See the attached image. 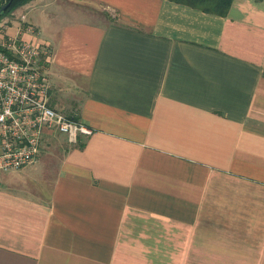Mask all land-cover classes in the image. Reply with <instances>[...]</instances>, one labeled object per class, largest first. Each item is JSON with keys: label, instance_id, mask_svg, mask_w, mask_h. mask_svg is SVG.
Here are the masks:
<instances>
[{"label": "crops", "instance_id": "1", "mask_svg": "<svg viewBox=\"0 0 264 264\" xmlns=\"http://www.w3.org/2000/svg\"><path fill=\"white\" fill-rule=\"evenodd\" d=\"M8 21L92 133L0 171V264H264V0H30Z\"/></svg>", "mask_w": 264, "mask_h": 264}, {"label": "built area", "instance_id": "2", "mask_svg": "<svg viewBox=\"0 0 264 264\" xmlns=\"http://www.w3.org/2000/svg\"><path fill=\"white\" fill-rule=\"evenodd\" d=\"M29 24L14 35L0 33V171L33 163L45 135H64L75 143L92 131L85 124L51 107L45 73L51 48L22 38Z\"/></svg>", "mask_w": 264, "mask_h": 264}, {"label": "trees", "instance_id": "3", "mask_svg": "<svg viewBox=\"0 0 264 264\" xmlns=\"http://www.w3.org/2000/svg\"><path fill=\"white\" fill-rule=\"evenodd\" d=\"M27 0H0V8L6 6L0 11V19L11 13L16 7L26 3ZM179 4L187 5L201 11L225 16L234 0H170ZM75 118V117H73ZM76 119V118H75Z\"/></svg>", "mask_w": 264, "mask_h": 264}, {"label": "rangeland", "instance_id": "4", "mask_svg": "<svg viewBox=\"0 0 264 264\" xmlns=\"http://www.w3.org/2000/svg\"><path fill=\"white\" fill-rule=\"evenodd\" d=\"M30 0H27L26 2H29ZM19 7V6H18ZM17 8V7H16ZM15 8V9H16ZM14 9V10H15ZM13 10V11H14ZM12 11V12H13ZM8 18H11V13H9L8 15L4 16L3 18L0 19V33H3L6 31V27H7V24L9 23L8 21ZM60 135V134H59ZM59 140L55 141L54 143H58Z\"/></svg>", "mask_w": 264, "mask_h": 264}, {"label": "water", "instance_id": "5", "mask_svg": "<svg viewBox=\"0 0 264 264\" xmlns=\"http://www.w3.org/2000/svg\"><path fill=\"white\" fill-rule=\"evenodd\" d=\"M5 8H6V6H5V5H4V6H2V7L0 8V11H1V10H3V9H5Z\"/></svg>", "mask_w": 264, "mask_h": 264}]
</instances>
